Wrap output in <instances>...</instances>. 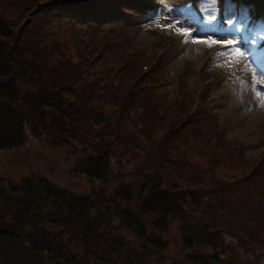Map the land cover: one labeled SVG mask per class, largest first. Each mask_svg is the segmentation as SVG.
<instances>
[{
	"label": "trees",
	"instance_id": "trees-1",
	"mask_svg": "<svg viewBox=\"0 0 264 264\" xmlns=\"http://www.w3.org/2000/svg\"><path fill=\"white\" fill-rule=\"evenodd\" d=\"M235 1L252 21L264 8ZM154 2L0 0V151L41 141L91 184L0 179V264H264V157L244 158L209 94L168 101L161 63L122 66L108 37L97 52L92 39L78 53L56 41V27L125 28ZM171 229L186 250L177 262Z\"/></svg>",
	"mask_w": 264,
	"mask_h": 264
},
{
	"label": "rangeland",
	"instance_id": "rangeland-1",
	"mask_svg": "<svg viewBox=\"0 0 264 264\" xmlns=\"http://www.w3.org/2000/svg\"><path fill=\"white\" fill-rule=\"evenodd\" d=\"M194 2L158 0L157 6L162 7L148 13L146 20L126 24L125 28L107 24L93 29L94 25L79 24L77 28L56 27L53 32L58 35L57 43L69 53H78L79 41L85 39H92L98 44L97 52L101 50L103 42L97 40L108 37L111 45L112 42L117 45L110 47L117 51L122 66L131 60L141 71L144 63L151 68L161 63L157 93L167 97L168 101L186 93V96H195L194 99L199 102L204 92L209 94L208 106L218 115L221 126L227 129L229 140L241 146L244 158L259 161L264 157V50L259 47L264 41L261 39L264 37V8L259 11L256 23L247 18L245 25L240 15V10L245 7L235 4L234 25L239 21L241 31L245 32L247 28L250 34L248 43L235 46L246 53L244 57H238L233 54L234 47H209L196 42L197 38H219V35L203 32L202 24L192 22L189 10L197 18L207 19L202 11L207 7L204 0L202 5H197L200 10H196ZM226 6L221 8L216 5L217 18L225 28L230 27L224 23L223 11ZM180 28L187 29L192 35L178 34ZM119 39L121 43L117 42ZM253 40L255 43H252ZM132 58L138 61L134 62ZM143 70L147 68L144 66ZM69 169L68 155L41 141L29 139L19 149L0 151V179L18 182L36 173L77 193L88 192L90 182ZM164 237L168 242V255L175 259L173 262L180 261L186 250L181 245L179 234L171 229Z\"/></svg>",
	"mask_w": 264,
	"mask_h": 264
},
{
	"label": "snow or ice",
	"instance_id": "snow-or-ice-1",
	"mask_svg": "<svg viewBox=\"0 0 264 264\" xmlns=\"http://www.w3.org/2000/svg\"><path fill=\"white\" fill-rule=\"evenodd\" d=\"M218 0H204V3L207 7L202 8V11L207 16V19L201 20L195 16L194 13H191L189 10L190 17L193 23L202 24L203 27L201 31L206 33H216L219 35V38H197V43L207 44L209 47L214 45H221L225 49L235 48L234 55L238 57H244L246 53L239 47H235L240 43H248L250 40L249 31L246 28L245 32L241 31L240 22L237 21L234 25V20L236 18V8L235 0H224V3L227 5L223 11L224 23L230 27H223L221 22L217 18V5ZM240 15L243 17V22L247 25V11L245 9L240 10ZM171 27V25H169ZM178 34L184 36H191L192 33L185 28L178 29ZM264 39V37H261ZM252 43H255L253 40ZM255 75V73H254Z\"/></svg>",
	"mask_w": 264,
	"mask_h": 264
}]
</instances>
